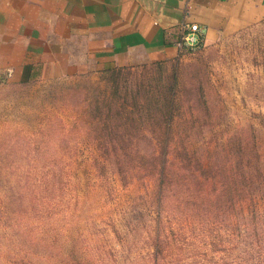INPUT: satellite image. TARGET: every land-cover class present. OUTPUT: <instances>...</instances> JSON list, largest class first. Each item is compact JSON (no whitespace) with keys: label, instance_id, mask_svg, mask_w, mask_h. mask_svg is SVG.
<instances>
[{"label":"rangeland","instance_id":"1","mask_svg":"<svg viewBox=\"0 0 264 264\" xmlns=\"http://www.w3.org/2000/svg\"><path fill=\"white\" fill-rule=\"evenodd\" d=\"M7 39L0 264H245L253 198L264 223V184H251L264 164V21L157 64L88 58L75 71L56 64L72 49L44 58Z\"/></svg>","mask_w":264,"mask_h":264},{"label":"crops","instance_id":"2","mask_svg":"<svg viewBox=\"0 0 264 264\" xmlns=\"http://www.w3.org/2000/svg\"><path fill=\"white\" fill-rule=\"evenodd\" d=\"M262 21L264 0H0V38L46 50L44 58L51 49H72L56 64L74 71L88 58L119 66L171 59L180 54L176 41L184 23L199 25L211 44L221 33Z\"/></svg>","mask_w":264,"mask_h":264},{"label":"trees","instance_id":"3","mask_svg":"<svg viewBox=\"0 0 264 264\" xmlns=\"http://www.w3.org/2000/svg\"><path fill=\"white\" fill-rule=\"evenodd\" d=\"M205 46L204 40L202 42H200L199 47L201 48ZM129 71H131V69H127V68H118V69H112L109 70L108 72H110V74L112 76L115 77H119L122 76L123 73H128ZM114 83H118L117 80H113ZM127 106V103L122 104V108L125 109ZM170 128H165L164 129V134L166 136V134H172L173 133V129L171 128V126H169ZM125 132V130L123 131ZM161 145H163V147H165V145L167 146V148L169 147L170 144H168V142L165 139V142H161ZM256 165L260 166V168H256L254 165L253 168V174H252V182L251 184L253 186H255V191L258 190L261 187V184H264V164L261 161V158L257 159L256 161ZM22 177V176H21ZM23 178H21V181ZM31 178L30 177H26V181H29ZM17 184H21L20 181L17 182ZM36 197L38 196V193H35ZM262 196H264V192H262ZM38 198V197H37ZM20 201L17 202L18 207H20L23 210V206L25 203H28L29 201L32 202L34 200V195L33 193H31L28 196V202L25 201V198L22 197L21 195L19 196ZM264 199V197H263ZM253 202V209H252V217H253V227L254 230L252 232H254L253 235L250 236L251 242L249 245V251H243L242 252V261L245 264H264V223L260 226V219L261 215L259 213H261L260 211H258V202L256 198H253L252 200ZM24 212V210H23ZM22 212V213H23ZM19 213V212H18ZM51 243L53 244L54 242L51 241ZM243 243V242H242Z\"/></svg>","mask_w":264,"mask_h":264},{"label":"built area","instance_id":"4","mask_svg":"<svg viewBox=\"0 0 264 264\" xmlns=\"http://www.w3.org/2000/svg\"><path fill=\"white\" fill-rule=\"evenodd\" d=\"M204 33L197 24L184 23L179 28L176 45L180 54H188L195 51L200 42L204 40Z\"/></svg>","mask_w":264,"mask_h":264}]
</instances>
